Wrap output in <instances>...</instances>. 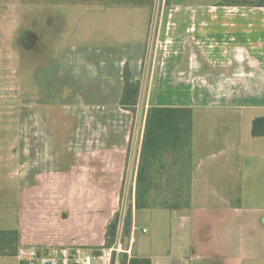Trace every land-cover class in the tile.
<instances>
[{
  "label": "crops",
  "instance_id": "crops-1",
  "mask_svg": "<svg viewBox=\"0 0 264 264\" xmlns=\"http://www.w3.org/2000/svg\"><path fill=\"white\" fill-rule=\"evenodd\" d=\"M109 1L86 0L84 9L54 15L55 29L69 26L39 57L45 106L38 122L30 110L29 122L25 116L16 226L0 231L14 236L17 249L106 246L130 171L136 189L149 109L189 108L183 162L192 170L183 176L191 180L190 204L137 210L134 200L124 247L151 264H264V136L252 135L254 120L264 118V0L171 8L152 48V1ZM126 68L140 83L134 112L120 105ZM15 248L0 257L20 264Z\"/></svg>",
  "mask_w": 264,
  "mask_h": 264
},
{
  "label": "rangeland",
  "instance_id": "rangeland-1",
  "mask_svg": "<svg viewBox=\"0 0 264 264\" xmlns=\"http://www.w3.org/2000/svg\"><path fill=\"white\" fill-rule=\"evenodd\" d=\"M151 1L150 6L154 15L149 33V48H152L157 42L159 21L163 12H167L174 7H186L187 5L197 6L198 4L219 1L231 2V0ZM109 2L115 6L134 3L133 0H110ZM177 4L179 6H174ZM86 6V0H0V230L16 226V215L21 202L20 175L22 171L25 116L27 115V122H29L30 110L32 123L34 121L38 122V107L40 105L45 106V98L41 99L38 94L39 57L44 55V51L46 52L44 49L46 43L54 42L55 33H58L61 37L62 32L67 31L66 29L69 26L64 23L58 29H55L54 25L57 19L54 15L60 10L76 11L84 9ZM66 20L69 21V19ZM140 101V109L137 111L138 120L134 135L135 139L139 137L138 129L144 123L145 105L148 99L142 98ZM197 112L203 111L198 110ZM196 124H199V120L196 121ZM27 132L29 131L27 130ZM257 143L263 145V142ZM63 150V143L60 142L57 153H63ZM211 152L218 153L219 150L216 148ZM198 154L197 152V160ZM184 160L182 155L178 156V162L174 168L160 170L159 166H155L152 174L157 177H172L178 175L181 171L180 167H182L183 173H186L189 169L192 170V165H187L186 162H183ZM130 174L131 171L126 175L121 208L116 215L118 219L116 234H118V228H122L124 234L126 221L133 216L134 200L136 207V189L133 192ZM169 180L173 182L174 178ZM164 181L165 178L160 180L155 190L158 195L160 190H165L163 194H160L161 197H167L168 192L171 189L174 190V185H165ZM144 213L142 212V215ZM113 223L114 221L111 224ZM139 223L148 228L144 224L143 216L140 218ZM3 232L0 231V255L12 253L15 247L17 251L18 247L14 236L8 235L7 237ZM4 236L6 237L4 238ZM5 239L9 253H6V249H1L5 244L2 241ZM94 249H98V247ZM13 263L12 259L0 257V264Z\"/></svg>",
  "mask_w": 264,
  "mask_h": 264
},
{
  "label": "trees",
  "instance_id": "trees-1",
  "mask_svg": "<svg viewBox=\"0 0 264 264\" xmlns=\"http://www.w3.org/2000/svg\"><path fill=\"white\" fill-rule=\"evenodd\" d=\"M125 90L120 101L122 108L133 111L138 103L140 83L131 81V73L126 68L124 73ZM264 118H258L253 122L252 135L264 136V129L259 130ZM193 131V113L189 108H150L145 126L139 170L136 179V209H168L177 210L187 208L190 204V178L183 176L180 167L178 175L172 177L156 176L152 174L155 166L160 170L174 168L178 162V156L190 157V146ZM165 178L164 184L174 185V190L168 192L167 197H161L165 190L156 192L158 182ZM174 178V181H170ZM170 197V198H169ZM131 224L125 225L122 241L125 243L129 237ZM116 240L107 234L106 246H110ZM122 264H151L149 259H139L127 255L121 258Z\"/></svg>",
  "mask_w": 264,
  "mask_h": 264
},
{
  "label": "built area",
  "instance_id": "built-area-1",
  "mask_svg": "<svg viewBox=\"0 0 264 264\" xmlns=\"http://www.w3.org/2000/svg\"><path fill=\"white\" fill-rule=\"evenodd\" d=\"M124 255L132 258L131 250L124 247L122 236L116 234L113 244L98 249L82 246L20 247L16 257L20 264H122Z\"/></svg>",
  "mask_w": 264,
  "mask_h": 264
},
{
  "label": "water",
  "instance_id": "water-1",
  "mask_svg": "<svg viewBox=\"0 0 264 264\" xmlns=\"http://www.w3.org/2000/svg\"><path fill=\"white\" fill-rule=\"evenodd\" d=\"M117 226H118V219H115L114 223L111 224L110 228H109V235L111 237H115L116 236Z\"/></svg>",
  "mask_w": 264,
  "mask_h": 264
},
{
  "label": "clouds",
  "instance_id": "clouds-1",
  "mask_svg": "<svg viewBox=\"0 0 264 264\" xmlns=\"http://www.w3.org/2000/svg\"><path fill=\"white\" fill-rule=\"evenodd\" d=\"M80 63H83V60H82V59L80 60ZM88 68L90 69L92 75L94 76V75L96 74L95 65H91V64H89V65H88Z\"/></svg>",
  "mask_w": 264,
  "mask_h": 264
}]
</instances>
